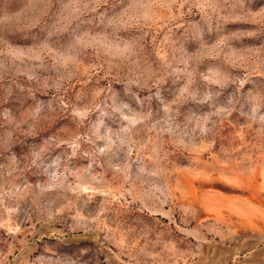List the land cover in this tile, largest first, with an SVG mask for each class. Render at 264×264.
<instances>
[{
  "label": "rangeland",
  "instance_id": "obj_1",
  "mask_svg": "<svg viewBox=\"0 0 264 264\" xmlns=\"http://www.w3.org/2000/svg\"><path fill=\"white\" fill-rule=\"evenodd\" d=\"M0 264H264V0H0Z\"/></svg>",
  "mask_w": 264,
  "mask_h": 264
}]
</instances>
